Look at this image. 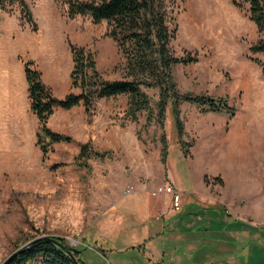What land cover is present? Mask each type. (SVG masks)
I'll return each instance as SVG.
<instances>
[{
	"label": "rangeland",
	"instance_id": "374dc122",
	"mask_svg": "<svg viewBox=\"0 0 264 264\" xmlns=\"http://www.w3.org/2000/svg\"><path fill=\"white\" fill-rule=\"evenodd\" d=\"M65 1L0 2V35L19 27L2 48L0 91L10 77L26 80L24 61L32 60L56 97L62 83L79 93L69 43L86 47L103 79H133L110 23L71 18ZM165 2L171 51L197 58L171 68L177 91L228 108L178 97L179 135L174 99L160 116L159 88L141 85L143 108L129 94L95 100L90 115L82 103L57 108L48 127L72 139L50 143L44 155L27 137L38 118L15 85L18 96H0V264L42 237L66 238L84 264H264V54L250 51L264 34L232 0ZM242 124L259 129L239 136ZM86 143L85 163L78 155ZM164 183L180 191L179 211L170 194L152 195ZM128 185L135 191L127 194Z\"/></svg>",
	"mask_w": 264,
	"mask_h": 264
},
{
	"label": "trees",
	"instance_id": "16d2710c",
	"mask_svg": "<svg viewBox=\"0 0 264 264\" xmlns=\"http://www.w3.org/2000/svg\"><path fill=\"white\" fill-rule=\"evenodd\" d=\"M21 3L26 6L25 2ZM232 3L239 10H245L259 33L264 34V0H232ZM65 4L71 18L88 15L96 23L104 20L110 23L108 34L125 53L133 79H103L86 47L69 43L74 61L71 89L78 87L81 91H69L63 98H58L43 82L42 73L36 64L32 60L24 61L30 109L39 119L37 145L44 155L48 152L50 143L69 142L72 139L70 135L48 127V121L57 108L71 109L82 103L86 113L90 115L95 100L119 94L131 95L132 105L143 108L146 107L147 95L141 85L159 88L160 116H163L169 98L174 99L173 109L179 135L182 134V124L178 115V97L202 106L207 105L213 111L228 108L227 104L221 105L213 99L207 100L203 96L190 94L180 95L177 91L171 68L175 64L194 62L197 58L177 57L171 51L170 43L175 32L170 29L169 10L165 0H66ZM28 20L33 22L30 15ZM250 51L264 54V38L251 45ZM260 64L263 65L264 74V63ZM90 155L88 143L83 144L78 160L86 163ZM81 253L82 250L68 244L66 238L42 237L19 249L5 264H84Z\"/></svg>",
	"mask_w": 264,
	"mask_h": 264
},
{
	"label": "crops",
	"instance_id": "0c3cea01",
	"mask_svg": "<svg viewBox=\"0 0 264 264\" xmlns=\"http://www.w3.org/2000/svg\"><path fill=\"white\" fill-rule=\"evenodd\" d=\"M18 28L19 27H16V30L15 31H12V30H10V31H8V28L5 26V27H3L2 28V31H3V33L0 35V45H1V47H0V49H1V51H2V54H0V65H2L3 66V69H2V72L5 74V65H6V57H5V49H4V51L2 50V48H3V46L5 47V45H6V42H7V44L8 45H13L14 44V41L12 40V38L14 39V33L15 32H17L18 31ZM13 33V34H12ZM21 61V60H20ZM20 63V62H19ZM20 71H22V73H23V68H21L20 69ZM5 76V75H4ZM3 76V77H4ZM22 76H23V74H22ZM24 77V76H23ZM23 79V78H22ZM14 80L12 77H10L7 81H5V86H6V90H5V92L4 91H0V96H6V97H9V96H12L11 98H13V96H18L17 94H15V93H13V91H14V86L15 85H19V83L22 85V95L21 96H23L24 97V100H25V102H26V104H27V107L28 108H30V99H29V92H28V82H27V79L26 80ZM52 87H53V89H56L55 88V86H53V85H51ZM59 87H60V90H59V92L57 93V97L58 98H63L65 95H66V93L67 92H65V83H62V85L60 86V85H58ZM9 89L11 90V93H9L8 91H9ZM18 89V88H17ZM20 96V97H21ZM56 96V95H55ZM27 97H28V99H27ZM61 109H63V108H61ZM30 110V109H29ZM67 110V109H66ZM38 118V117H37ZM33 124L32 125H29L28 127H27V133H28V135H27V137L29 138V140L31 141V142H33V141H35V140H37V136H36V134H37V130H38V127H39V119L37 120L36 118H34V120H33ZM257 124H254L253 126H254V128H255V126H256ZM253 126H251V125H248V124H242L239 128H238V135L239 136H248L249 137V135H251V133H249V130H251L250 128L251 127H253ZM258 127V126H257ZM262 131L264 130V125L263 124H261V127H259ZM259 128H255V129H259ZM240 129H241V131H240ZM261 131V132H262ZM0 132L2 133L3 131L0 129ZM20 132H22V131H20ZM20 132H19V136L18 137H20ZM187 159V158H186ZM189 161V159H187V162ZM188 165H189V162H188ZM188 165H187V167H188ZM188 169H189V167H188ZM177 188V187H176ZM165 197L166 198H168V199H170V197L168 196V195H165ZM161 212H163L164 213V210H160V212L158 213V216H159V214L161 213ZM152 237V236H151ZM149 240V239H148ZM139 246H141V245H138V247ZM133 248H135V247H133ZM147 253H145L144 255H146ZM103 256L104 257H106L104 254H103ZM146 258L149 260V258L148 257H145V260H146ZM106 259H107V261H109L110 262V264H114V262H112L108 257H106ZM101 263V262H100ZM100 263H96V264H100ZM104 263V262H103Z\"/></svg>",
	"mask_w": 264,
	"mask_h": 264
},
{
	"label": "built area",
	"instance_id": "2783aa9c",
	"mask_svg": "<svg viewBox=\"0 0 264 264\" xmlns=\"http://www.w3.org/2000/svg\"><path fill=\"white\" fill-rule=\"evenodd\" d=\"M135 191L134 185H128L125 192L127 194ZM152 195L158 196L161 194H170L172 196V208L179 211L181 204V193L172 183H164L162 185L157 186L151 191ZM100 264H110L109 261Z\"/></svg>",
	"mask_w": 264,
	"mask_h": 264
},
{
	"label": "water",
	"instance_id": "95a60500",
	"mask_svg": "<svg viewBox=\"0 0 264 264\" xmlns=\"http://www.w3.org/2000/svg\"><path fill=\"white\" fill-rule=\"evenodd\" d=\"M33 241H34V240H32L31 242H29L28 244H31ZM17 251H18V250H17ZM17 251H15L13 254H11L10 256H8V257L4 260V262H3L2 264H5V262H7L10 258H12V256H14V255L17 253Z\"/></svg>",
	"mask_w": 264,
	"mask_h": 264
}]
</instances>
